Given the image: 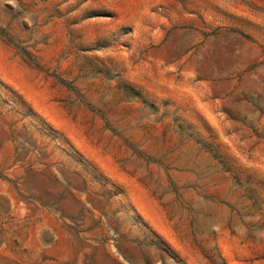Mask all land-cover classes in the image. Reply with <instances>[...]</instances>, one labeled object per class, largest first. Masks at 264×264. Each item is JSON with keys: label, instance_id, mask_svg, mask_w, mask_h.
<instances>
[{"label": "rangeland", "instance_id": "374dc122", "mask_svg": "<svg viewBox=\"0 0 264 264\" xmlns=\"http://www.w3.org/2000/svg\"><path fill=\"white\" fill-rule=\"evenodd\" d=\"M0 264H264V0H0Z\"/></svg>", "mask_w": 264, "mask_h": 264}, {"label": "bare ground", "instance_id": "6f19581e", "mask_svg": "<svg viewBox=\"0 0 264 264\" xmlns=\"http://www.w3.org/2000/svg\"><path fill=\"white\" fill-rule=\"evenodd\" d=\"M13 66V65H12ZM13 68V67H12ZM15 69V68H14ZM11 70V69H10ZM14 71V70H13ZM21 76H23L22 74H21ZM24 77V76H23ZM26 77V76H25ZM22 80V79H21ZM23 82V81H22ZM32 92V91H31ZM45 98V97H44ZM46 99V98H45ZM139 199H140V202H141V205L143 206V208H145V210L147 211V212H149V213H151L154 217H155V219H156V221H158V222H160V217L158 216V214L156 213V210H155V208H154V206L149 202V201H147L146 200V198L144 197V194L143 193H140L139 192ZM164 228V227H163Z\"/></svg>", "mask_w": 264, "mask_h": 264}]
</instances>
